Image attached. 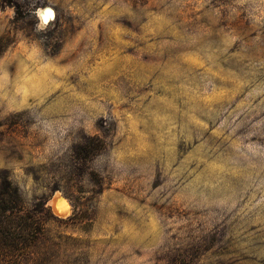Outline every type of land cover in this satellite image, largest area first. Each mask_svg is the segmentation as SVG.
Returning <instances> with one entry per match:
<instances>
[{
	"label": "rangeland",
	"instance_id": "374dc122",
	"mask_svg": "<svg viewBox=\"0 0 264 264\" xmlns=\"http://www.w3.org/2000/svg\"><path fill=\"white\" fill-rule=\"evenodd\" d=\"M0 194L19 264H264V0H0Z\"/></svg>",
	"mask_w": 264,
	"mask_h": 264
},
{
	"label": "trees",
	"instance_id": "16d2710c",
	"mask_svg": "<svg viewBox=\"0 0 264 264\" xmlns=\"http://www.w3.org/2000/svg\"><path fill=\"white\" fill-rule=\"evenodd\" d=\"M96 141L97 149H100L102 143L99 139ZM7 197L0 194V257L19 264L26 253H31L30 247L37 241V235L30 218L13 214L15 208Z\"/></svg>",
	"mask_w": 264,
	"mask_h": 264
},
{
	"label": "bare ground",
	"instance_id": "6f19581e",
	"mask_svg": "<svg viewBox=\"0 0 264 264\" xmlns=\"http://www.w3.org/2000/svg\"><path fill=\"white\" fill-rule=\"evenodd\" d=\"M41 15V12H39ZM44 15V14H43ZM52 210L55 215L64 217L68 213V207L60 198L56 197L51 203Z\"/></svg>",
	"mask_w": 264,
	"mask_h": 264
},
{
	"label": "snow or ice",
	"instance_id": "6c2138e0",
	"mask_svg": "<svg viewBox=\"0 0 264 264\" xmlns=\"http://www.w3.org/2000/svg\"><path fill=\"white\" fill-rule=\"evenodd\" d=\"M52 16L51 11H48L45 13V21L47 22V20Z\"/></svg>",
	"mask_w": 264,
	"mask_h": 264
}]
</instances>
